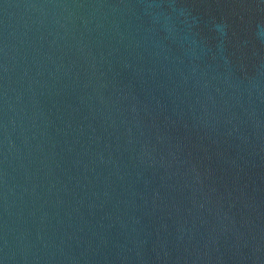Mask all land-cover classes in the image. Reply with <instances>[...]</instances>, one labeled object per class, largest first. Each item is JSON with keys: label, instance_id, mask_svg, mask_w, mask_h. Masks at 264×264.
<instances>
[{"label": "water", "instance_id": "obj_1", "mask_svg": "<svg viewBox=\"0 0 264 264\" xmlns=\"http://www.w3.org/2000/svg\"><path fill=\"white\" fill-rule=\"evenodd\" d=\"M0 264H264V0H0Z\"/></svg>", "mask_w": 264, "mask_h": 264}]
</instances>
